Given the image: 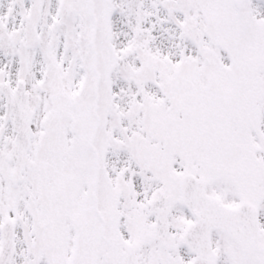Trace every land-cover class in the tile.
Listing matches in <instances>:
<instances>
[{
    "label": "snow or ice",
    "instance_id": "snow-or-ice-1",
    "mask_svg": "<svg viewBox=\"0 0 264 264\" xmlns=\"http://www.w3.org/2000/svg\"><path fill=\"white\" fill-rule=\"evenodd\" d=\"M0 264H264V0H0Z\"/></svg>",
    "mask_w": 264,
    "mask_h": 264
}]
</instances>
